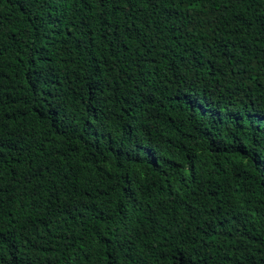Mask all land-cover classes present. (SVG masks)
<instances>
[{
	"label": "trees",
	"instance_id": "obj_1",
	"mask_svg": "<svg viewBox=\"0 0 264 264\" xmlns=\"http://www.w3.org/2000/svg\"><path fill=\"white\" fill-rule=\"evenodd\" d=\"M0 264H264V0H0Z\"/></svg>",
	"mask_w": 264,
	"mask_h": 264
}]
</instances>
